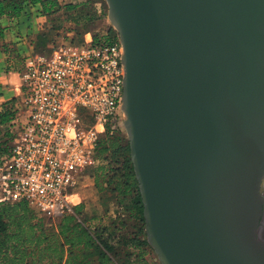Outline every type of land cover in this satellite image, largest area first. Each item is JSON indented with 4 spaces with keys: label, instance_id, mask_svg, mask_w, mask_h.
<instances>
[{
    "label": "water",
    "instance_id": "1",
    "mask_svg": "<svg viewBox=\"0 0 264 264\" xmlns=\"http://www.w3.org/2000/svg\"><path fill=\"white\" fill-rule=\"evenodd\" d=\"M162 264H264V0H105Z\"/></svg>",
    "mask_w": 264,
    "mask_h": 264
},
{
    "label": "built area",
    "instance_id": "2",
    "mask_svg": "<svg viewBox=\"0 0 264 264\" xmlns=\"http://www.w3.org/2000/svg\"><path fill=\"white\" fill-rule=\"evenodd\" d=\"M122 53L119 34L95 39L89 31L79 43L61 40L48 53L24 57L18 70L24 114L17 102L15 137L0 153V204L26 202L55 220L83 202L101 137L123 123Z\"/></svg>",
    "mask_w": 264,
    "mask_h": 264
},
{
    "label": "trees",
    "instance_id": "3",
    "mask_svg": "<svg viewBox=\"0 0 264 264\" xmlns=\"http://www.w3.org/2000/svg\"><path fill=\"white\" fill-rule=\"evenodd\" d=\"M103 1L0 0V39L8 28H15L17 41L26 38L35 53H48L58 41L44 42L42 38L54 28L52 25L46 30L60 11L70 21L63 40L75 42V34L81 33V42L89 31L98 39L103 32L110 34L113 29L104 23ZM88 5L92 12L80 11ZM33 17L40 19L37 26L31 23ZM22 52L19 49L17 56H22ZM17 102V97H13L0 104V153H6L14 140L11 126L19 114ZM97 157L99 164L88 172L97 187L100 177H108V187L116 193L118 203L115 216L111 215L108 202H101L103 215H85L81 203L74 213H65L49 223L26 202L0 204V264H149L148 255L153 248L147 240L144 205L129 139L122 133L121 125L113 131L107 128L100 139ZM105 160L109 165L102 163Z\"/></svg>",
    "mask_w": 264,
    "mask_h": 264
},
{
    "label": "rangeland",
    "instance_id": "4",
    "mask_svg": "<svg viewBox=\"0 0 264 264\" xmlns=\"http://www.w3.org/2000/svg\"><path fill=\"white\" fill-rule=\"evenodd\" d=\"M62 3H83L87 0H60ZM90 1V0H89ZM103 5L105 6L104 8V15H103V20L106 26H111L112 23L110 22V20L108 19V4L106 1H103ZM81 12L83 13H87V12H92L93 9L90 5H88V7H81L80 9ZM54 19V23L48 26V28H46V30L50 29L51 26L53 25L54 28L51 29V31H49V33H47L46 36H44L42 38V41H47L49 39H51L52 41H61L63 40L62 37L63 35L66 34V32L69 30V26H70V21H69V17L67 15L64 14L63 11H60L59 13H57ZM6 24V23H5ZM8 25V24H6ZM19 25V24H17ZM11 27V26H10ZM26 26H24V33L26 32ZM113 27V26H112ZM8 28V27H7ZM59 28V30H58ZM45 31V29H44ZM81 33H79V35L75 34V42H79V36ZM71 37V36H69ZM110 37L112 38H117L118 37V33L117 31L114 29L110 30ZM10 40V36L8 38H6V33L4 34L3 37H1L0 39V45L3 46V51L6 53V71H8V80L6 81V77L5 75H3L2 71L0 72L2 76V81H0V93H3V95H5V98H13L17 96L18 99V105L20 106V115L23 116L24 114V109L22 106V96L20 93V90L18 89V86L20 85L21 81H20V77L18 74V70H21L22 65H23V61H24V57L27 55V48H25V46L28 44V40H26V38H23V40L17 41L15 40L14 42H12V40ZM17 44H20L19 46H17ZM13 45V46H11ZM16 45V46H15ZM24 46V47H23ZM19 49H21L23 52L21 53L22 56H17V52L19 51ZM25 49V50H24ZM33 49V47H32ZM35 53L34 49L32 52H30L29 54ZM6 81V82H5ZM5 88H10L8 90H5ZM121 123V122H120ZM121 131L122 133H124L127 138L128 135L126 133L125 128L123 127V124L121 123ZM129 139V138H128ZM102 163L106 166L109 165L108 161H102ZM82 192V196H83V205H84V209L83 212L85 215H93L94 213L96 214H100L103 215V208H102V203L108 202L109 204V208H110V212L111 215L115 216L114 211L117 209L118 207V203L116 200V193H114L111 188L108 187V177H100V186L97 187L96 186V180L95 178L92 177H88L85 181V185L82 187L81 189ZM46 221L49 223H54L52 219H49L46 217ZM55 221H57V219H55ZM148 259H149V264H162L159 261V258L157 256V254L155 253L154 250H152L149 255H148Z\"/></svg>",
    "mask_w": 264,
    "mask_h": 264
},
{
    "label": "crops",
    "instance_id": "5",
    "mask_svg": "<svg viewBox=\"0 0 264 264\" xmlns=\"http://www.w3.org/2000/svg\"><path fill=\"white\" fill-rule=\"evenodd\" d=\"M39 20H40L39 18L33 17L32 20H31L32 25L33 26H37V22ZM41 20H43V19L41 18ZM5 23H7L6 20H4V24ZM9 23H10V21H9ZM10 24H13V23H10ZM5 33H6V38H8L10 36V40H12V42H14L16 40V37H15V28H8ZM10 40L7 39V41H10ZM19 45L20 44H17V46H19ZM11 46H13V45H11ZM26 48H27V53L26 54H29L30 52L33 51L31 45H28L27 44L26 45ZM6 58L7 57H6V53L3 51V46L0 45V72L3 70L2 73L4 72L3 75H5L6 81H7L8 80V77L7 76L9 74H8V72H6V61H7ZM0 75H1V73H0ZM0 81H2V76L0 77ZM8 89H10V88H5V90H8ZM10 99L11 98H5V95H3V93H0V104L3 103V102H5V101H8Z\"/></svg>",
    "mask_w": 264,
    "mask_h": 264
},
{
    "label": "flooded vegetation",
    "instance_id": "6",
    "mask_svg": "<svg viewBox=\"0 0 264 264\" xmlns=\"http://www.w3.org/2000/svg\"><path fill=\"white\" fill-rule=\"evenodd\" d=\"M262 193L264 195V181H263V185H262ZM263 221H264V216H263Z\"/></svg>",
    "mask_w": 264,
    "mask_h": 264
}]
</instances>
